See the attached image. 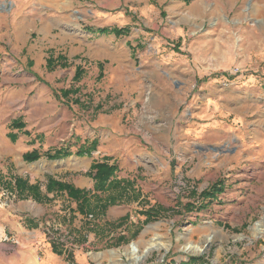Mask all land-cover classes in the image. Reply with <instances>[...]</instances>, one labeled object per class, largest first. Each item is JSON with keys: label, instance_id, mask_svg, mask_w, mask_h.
I'll use <instances>...</instances> for the list:
<instances>
[{"label": "rangeland", "instance_id": "obj_1", "mask_svg": "<svg viewBox=\"0 0 264 264\" xmlns=\"http://www.w3.org/2000/svg\"><path fill=\"white\" fill-rule=\"evenodd\" d=\"M73 1L0 0V264H264V0ZM114 121L129 144L108 153ZM103 161L133 184L105 211L117 190L87 174Z\"/></svg>", "mask_w": 264, "mask_h": 264}, {"label": "trees", "instance_id": "obj_2", "mask_svg": "<svg viewBox=\"0 0 264 264\" xmlns=\"http://www.w3.org/2000/svg\"><path fill=\"white\" fill-rule=\"evenodd\" d=\"M189 1V0H186ZM128 28L127 27H118V26H112V27H103L98 29V33L100 34H107V33H113L116 36H121L128 34ZM50 60H48V63L50 64ZM81 76V69L77 70V74L75 78L78 80ZM92 150L87 151L83 149H79L77 151V155L82 156L86 153H90ZM69 150L68 149H63L58 148L55 149V152H47V157L49 159H59L63 158L65 156H69ZM40 157L39 153L36 152L35 150L32 152H28L24 155V159L28 161H33L36 160ZM118 170V166L116 164L111 165L107 161L103 162H96L91 165L90 170L87 172V174L93 178L94 180V187H93V192L90 191V193L96 194V193H109L110 190H117V192L114 195H109L111 197L110 202L106 201L105 204L100 205V209L105 211L107 207L110 204L116 203L118 200L123 198L124 195V190L128 189V187H132V181L130 180H125V179H117L115 178L116 173ZM220 185H215L213 188H215L214 191H208L205 192L203 195L204 197H213L219 193V188ZM15 187L20 193L21 196L25 197V193L27 190H29L35 199H37L38 202H46L48 199L47 196H43L41 193V188L38 185H30L27 180L22 179L21 177H16L15 178ZM47 191L48 192H66L68 196L72 199L79 200V209L84 212L86 208L88 207V194L89 191L87 190H82L77 187H75L73 184L63 182V181H57L53 178L48 179L47 183ZM143 214L147 215V219H152L155 218L157 215V211L155 210L154 207H151V209L144 210L142 211ZM123 240V239H121ZM52 251L58 255L66 254V258H71L73 257V254L70 252L68 253L66 250L59 248L55 244H52Z\"/></svg>", "mask_w": 264, "mask_h": 264}, {"label": "crops", "instance_id": "obj_3", "mask_svg": "<svg viewBox=\"0 0 264 264\" xmlns=\"http://www.w3.org/2000/svg\"><path fill=\"white\" fill-rule=\"evenodd\" d=\"M75 1V0H74ZM74 1L72 2V4L74 3ZM18 43V45L20 46V47H22V48H24V47H26L27 49H28V51L29 50H31V51H33V52H36V48H37V46H33V47H29L30 45H29V40H27V42H25V41H21V42H17ZM29 45V46H28ZM3 49H0V51H2ZM10 64H13V62H11ZM11 73L12 71H7V73ZM12 80H13V77H9L8 78V80H7V85H8V87H10V89L11 88H13V87H15V84H13L12 83ZM12 101H11V105L13 106V105H16L17 103H16V98H13V99H11ZM21 99H19V101H20ZM21 102V101H20ZM16 119V118H15ZM12 120V119H11ZM10 120V121H11ZM113 123H115V125H113ZM119 123H118V121H114V122H112L110 125H111V127L113 128H115V130L114 131H110V133H108V135H107V139H109L110 138V140L109 141H107V143L105 144V148L104 149H106V151L108 152V153H112L114 150H118V152H120V150H122L121 148H123V146L124 145H127V144H129L128 142H127V140H125V141H123L122 139H124V137L123 138H121L122 136H119V131H118V128H117V130H116V127H117V125H118ZM113 128V129H114ZM103 146H104V144H103ZM119 146V147H118ZM117 147L119 148V149H117ZM83 178H85V177H83ZM89 179V178H88ZM89 180H91V178L89 179ZM83 184H87V186H83L82 188L83 189H89L90 190V188H89V184H88V182H86V181H84V180H80ZM92 181V180H91Z\"/></svg>", "mask_w": 264, "mask_h": 264}, {"label": "bare ground", "instance_id": "obj_4", "mask_svg": "<svg viewBox=\"0 0 264 264\" xmlns=\"http://www.w3.org/2000/svg\"><path fill=\"white\" fill-rule=\"evenodd\" d=\"M256 232L257 235H260L261 233L264 232V229L260 228V227H257L256 228ZM212 236H209V239H211ZM162 247V245L160 243H156V242H151L149 244V246L146 248L147 251H151L153 249H160ZM185 250H188L189 252L195 254V253H201L203 250H204V246H195L194 244L193 245H189L185 248ZM131 253H133V255H136L135 257V260H140L139 258H141V246L140 244L138 243V245H136L135 247H133V251L131 250ZM52 263V262H51Z\"/></svg>", "mask_w": 264, "mask_h": 264}]
</instances>
